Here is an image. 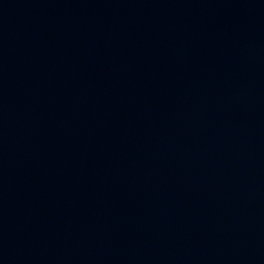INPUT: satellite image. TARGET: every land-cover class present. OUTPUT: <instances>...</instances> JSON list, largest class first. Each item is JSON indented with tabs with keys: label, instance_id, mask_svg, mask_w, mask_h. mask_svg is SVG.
Returning <instances> with one entry per match:
<instances>
[{
	"label": "water",
	"instance_id": "95a60500",
	"mask_svg": "<svg viewBox=\"0 0 264 264\" xmlns=\"http://www.w3.org/2000/svg\"><path fill=\"white\" fill-rule=\"evenodd\" d=\"M0 264H264V0H0Z\"/></svg>",
	"mask_w": 264,
	"mask_h": 264
}]
</instances>
